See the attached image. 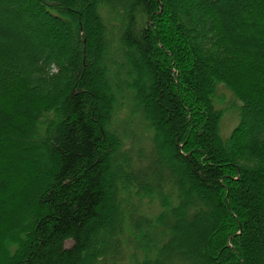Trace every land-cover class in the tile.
I'll use <instances>...</instances> for the list:
<instances>
[{"label": "trees", "instance_id": "obj_1", "mask_svg": "<svg viewBox=\"0 0 264 264\" xmlns=\"http://www.w3.org/2000/svg\"><path fill=\"white\" fill-rule=\"evenodd\" d=\"M242 1L0 0V264H264V0Z\"/></svg>", "mask_w": 264, "mask_h": 264}, {"label": "rangeland", "instance_id": "obj_2", "mask_svg": "<svg viewBox=\"0 0 264 264\" xmlns=\"http://www.w3.org/2000/svg\"><path fill=\"white\" fill-rule=\"evenodd\" d=\"M242 4L244 5V7H246V5H247L245 3V0L242 1ZM29 31L31 32V30H29ZM145 74L148 75L149 74V71H145ZM223 92L226 93V103H225L226 106H230L231 104L237 106V103L234 101L232 95L230 93L226 92L225 90H223ZM122 109H121V111H122ZM235 112H236L235 109L234 110L233 109L227 110L226 113H225V115L223 116V118L221 120V132L224 135V137L228 136L232 132L234 126L237 124L238 117H237V115H236ZM121 114H124V112H122ZM48 115H52V114H48ZM111 162L114 165L115 164H118V160H117L116 157ZM142 202H143V207H144V205H146V202L147 201L142 200ZM153 205H155V204L153 203ZM149 207H150L151 210L156 211V206H152V204H151V206H149ZM147 212H149V210H147ZM209 220H210L209 217H208V220H204L203 221V218L201 220V221L204 222V225H205V229L206 230L210 229V227H211V223L209 222ZM197 224H198L197 222L193 223L192 226H190V228L191 229H194L195 226L196 227L198 226ZM15 246H16V243L15 242H12L10 244V246H8V250H10L9 251L10 253H12V251L15 248Z\"/></svg>", "mask_w": 264, "mask_h": 264}]
</instances>
